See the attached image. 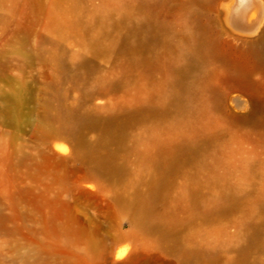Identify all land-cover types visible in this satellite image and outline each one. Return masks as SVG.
I'll list each match as a JSON object with an SVG mask.
<instances>
[{
	"label": "rangeland",
	"instance_id": "374dc122",
	"mask_svg": "<svg viewBox=\"0 0 264 264\" xmlns=\"http://www.w3.org/2000/svg\"><path fill=\"white\" fill-rule=\"evenodd\" d=\"M231 2L0 0V264H264V10Z\"/></svg>",
	"mask_w": 264,
	"mask_h": 264
},
{
	"label": "bare ground",
	"instance_id": "6f19581e",
	"mask_svg": "<svg viewBox=\"0 0 264 264\" xmlns=\"http://www.w3.org/2000/svg\"><path fill=\"white\" fill-rule=\"evenodd\" d=\"M12 2L14 0H11ZM224 1V0H223ZM226 2V1H225ZM227 4V3H226ZM228 5V4H227ZM225 10V9H224ZM263 0H232L231 4L228 7L227 17L229 21L234 24H243L245 22H255L262 18L263 16ZM199 55L197 52L191 53V56ZM135 101V98H134ZM237 106L241 105L240 102H236ZM133 120V113H128L120 118L111 117L104 122L102 125L106 128H120L122 126L128 125ZM88 122H92L89 120ZM94 122V121H93ZM92 122V123H93ZM95 123V122H94ZM191 143L186 144L185 151L190 149ZM184 151V152H185ZM179 154L172 157L171 161L164 164L160 161L154 163L155 170L153 177L151 178L150 187H149V197L145 198L140 204L139 207L142 211L147 213L154 214V199L161 191L163 184L166 180V171L174 169L178 164L180 158ZM99 166L105 168H110L112 170H117L118 166L111 160L107 158H101L96 160ZM158 219L162 225L170 227L175 222V218L166 215H158ZM196 260V259H195Z\"/></svg>",
	"mask_w": 264,
	"mask_h": 264
}]
</instances>
